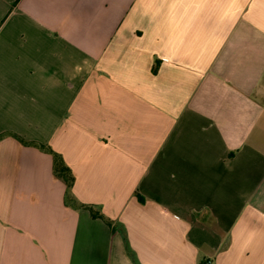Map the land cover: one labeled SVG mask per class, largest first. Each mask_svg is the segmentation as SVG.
Segmentation results:
<instances>
[{"label": "crops", "instance_id": "crops-1", "mask_svg": "<svg viewBox=\"0 0 264 264\" xmlns=\"http://www.w3.org/2000/svg\"><path fill=\"white\" fill-rule=\"evenodd\" d=\"M208 261L264 264V0H0V264Z\"/></svg>", "mask_w": 264, "mask_h": 264}, {"label": "trees", "instance_id": "trees-1", "mask_svg": "<svg viewBox=\"0 0 264 264\" xmlns=\"http://www.w3.org/2000/svg\"><path fill=\"white\" fill-rule=\"evenodd\" d=\"M40 146L44 150H47V151L51 152L52 155H53V172H54L55 176H57L58 178L62 179L65 182V184H66V188H67L66 202L69 205L78 206V207H86V208H88L90 210L91 214L94 217L103 218L104 217L103 214H101L94 207H92L90 205H83V204L77 203L75 201V198L73 197V194H72V187H73V184H74V181H75V176H74V173H73L72 169L65 162L63 156L60 153H58L57 151H54L48 145L40 144ZM109 224H111V222H109Z\"/></svg>", "mask_w": 264, "mask_h": 264}, {"label": "built area", "instance_id": "built-area-1", "mask_svg": "<svg viewBox=\"0 0 264 264\" xmlns=\"http://www.w3.org/2000/svg\"><path fill=\"white\" fill-rule=\"evenodd\" d=\"M205 264H211V262H210V261H208V262H206Z\"/></svg>", "mask_w": 264, "mask_h": 264}]
</instances>
